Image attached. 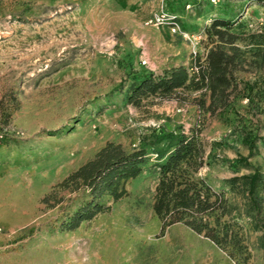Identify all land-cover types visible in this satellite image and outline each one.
<instances>
[{
    "label": "rangeland",
    "instance_id": "obj_1",
    "mask_svg": "<svg viewBox=\"0 0 264 264\" xmlns=\"http://www.w3.org/2000/svg\"><path fill=\"white\" fill-rule=\"evenodd\" d=\"M165 3L0 0V264H264V191L256 214L242 180L264 176V7L195 0L174 33ZM217 19L229 20L233 43L206 34ZM212 49L237 63L224 100L181 90L127 101L143 75L195 72L193 60ZM191 129L204 149L194 178L226 200L225 214L210 218L226 223V246L183 223L161 231L152 210L167 136ZM108 144L144 150L143 171L125 197H104L105 211L69 229L91 194L81 181L62 183Z\"/></svg>",
    "mask_w": 264,
    "mask_h": 264
},
{
    "label": "trees",
    "instance_id": "obj_2",
    "mask_svg": "<svg viewBox=\"0 0 264 264\" xmlns=\"http://www.w3.org/2000/svg\"><path fill=\"white\" fill-rule=\"evenodd\" d=\"M254 1L264 7V0ZM165 2L167 11L178 16L183 13L186 6L194 4L195 0ZM231 28L229 20L217 19L206 29V34L214 35L221 40L226 35V43H233L236 36L228 32ZM258 37L261 41H257L259 43L256 44L264 45V35ZM261 57L259 67L264 70V54ZM234 60V55L212 49L208 52L205 62L193 60L195 72L192 70L191 73L186 67L179 66L165 70L161 75H143L132 88L127 101L137 105L138 101L145 97L170 99L176 97L177 92L181 90H205L204 92H208L211 97L220 96V99L224 100L228 91L236 89L233 70L237 63ZM246 88L251 92L248 85ZM200 107L204 108V105ZM167 138L171 150L157 165L159 178L152 204V210L161 222V231L166 226L183 223L216 245L226 246L231 241L226 223H221L219 218L210 220L212 215L220 217L225 214L226 200L222 193L212 191L202 180L194 178L204 163V149L198 139V132L191 129L189 135L169 134ZM145 162V152L142 149L125 154L119 146L108 144L91 161L71 174L62 186H66L68 182L81 181L83 187L90 191L91 201L73 216L68 228L75 229L81 222L105 211V207L100 204L104 197H110L113 202L125 197L127 194L125 183L142 173ZM242 180L247 188L250 207L259 214L260 204L254 194L257 188L264 191V176L254 172L250 176L242 177Z\"/></svg>",
    "mask_w": 264,
    "mask_h": 264
},
{
    "label": "built area",
    "instance_id": "obj_3",
    "mask_svg": "<svg viewBox=\"0 0 264 264\" xmlns=\"http://www.w3.org/2000/svg\"><path fill=\"white\" fill-rule=\"evenodd\" d=\"M176 19V17L174 16V17H172V22H171V31L172 32H176V30L178 31L179 30V26H178V24L174 21ZM163 20H164V17L163 16H158V17H156L155 18V22L156 23H162L163 22Z\"/></svg>",
    "mask_w": 264,
    "mask_h": 264
}]
</instances>
